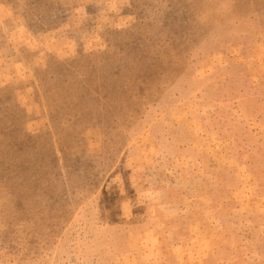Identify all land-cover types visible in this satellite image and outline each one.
<instances>
[{
	"label": "rangeland",
	"instance_id": "1",
	"mask_svg": "<svg viewBox=\"0 0 264 264\" xmlns=\"http://www.w3.org/2000/svg\"><path fill=\"white\" fill-rule=\"evenodd\" d=\"M0 264H264V0H0Z\"/></svg>",
	"mask_w": 264,
	"mask_h": 264
}]
</instances>
